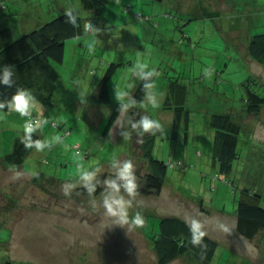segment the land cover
<instances>
[{
	"label": "rangeland",
	"instance_id": "rangeland-1",
	"mask_svg": "<svg viewBox=\"0 0 264 264\" xmlns=\"http://www.w3.org/2000/svg\"><path fill=\"white\" fill-rule=\"evenodd\" d=\"M144 7V12L138 11L143 14L141 19L137 18L139 26L127 25L131 30L132 27L136 28L133 30L136 34H131L136 39H142L144 49L137 50L135 44L127 47L119 45L114 47L113 52L109 48L107 52H111L115 62L124 58H131L135 62L141 60L156 69L158 78L161 76L159 69L166 75L167 63L180 58L178 53L180 55V52L187 50L191 60L192 54L196 58L201 55L199 60L185 61L178 75L175 72L169 76L182 75V79H187L189 91L193 92L188 98L190 105L199 96L198 99H202L203 107L210 114L233 111V117L242 127L238 144L240 157L234 163L233 172L230 175L220 172L218 164L214 163V131L211 127L202 126L198 133L201 136L192 132L186 146L187 156L180 147L174 146L176 139L171 132L169 138L156 141L155 156L168 160L171 166L162 193L138 194L136 199L142 203L136 205L134 202L133 209H130V217L137 208L142 212L143 225L129 223L126 226L108 227L110 221L103 210H93L89 203L93 197L80 193V186L73 189L70 196H65L63 186L74 181L78 165L100 164L107 169L113 154L120 159L131 158L136 165L138 178L149 171L148 162L139 157L140 152H135V156L130 155L129 140L120 136L117 141L116 135L112 139L102 135L118 101L115 89H131L128 86L132 68L125 65L117 67L118 73L109 82L110 96L115 102L101 103L95 98V93L108 68L109 62L106 60L109 58L103 49L106 47L97 43L92 53L86 49L69 48L63 62H54L59 72L54 104L47 105L38 100L42 107L40 118L52 117L58 123V127L50 124L44 129L41 133L43 139L59 135L61 142L54 143L53 148L43 153L36 150L31 152L22 167L19 166L25 170H19V178L17 172L3 175L0 171V185L4 186L13 177L12 180L18 179L19 186L17 189L5 186L11 192L5 200L0 198V254L13 264H158L149 236L158 230L160 218L165 216H177L188 221L198 219L205 226L203 231L211 233L210 237L221 242L213 260L198 261L200 264H264V247L260 243L264 236L262 233L253 240L236 235L233 219H224L222 213L210 214V211L204 210L212 205L219 208L225 206L226 212L233 213V207L237 208L240 192L233 193V186L225 183L226 179L248 188L257 187L264 197V140L252 139L250 129L255 125L252 121L248 125L242 119L249 77L258 81L251 87L264 97V67L257 61L235 55V50L239 48L244 53L240 43L244 42L243 38L237 39L239 46L233 44L234 40L233 45L223 44L219 37L220 29L205 26L202 19L193 20L194 26L197 25L191 27L192 21L186 22L187 16L169 6L166 0H147ZM156 7L161 13L157 19L153 16ZM81 11L84 12L83 7ZM167 18L175 22H169ZM245 18L255 22L264 21L262 14L250 13ZM157 21L160 27L153 25ZM227 22L230 24L229 20ZM143 24L152 26L145 31L146 37ZM113 31L106 28L104 33L111 39H123L118 34L120 26ZM122 34L127 32L123 31ZM102 39L104 41V37ZM80 58L86 61H80ZM179 63L177 61L176 65ZM205 68L210 70L211 75L205 74ZM195 108L191 107L194 116L203 118L205 113ZM24 119L27 117H20L15 112H0V156L12 151ZM260 119H264V115ZM262 130L264 132V126ZM38 170L44 173L45 178L35 183L31 177ZM104 174L108 175L107 172ZM213 177L216 179L213 180ZM94 198L99 199V193ZM229 241L233 243L235 251L226 249L227 245H231ZM183 258L187 262H196L195 258ZM181 262L177 259L171 264Z\"/></svg>",
	"mask_w": 264,
	"mask_h": 264
},
{
	"label": "trees",
	"instance_id": "trees-1",
	"mask_svg": "<svg viewBox=\"0 0 264 264\" xmlns=\"http://www.w3.org/2000/svg\"><path fill=\"white\" fill-rule=\"evenodd\" d=\"M110 3L111 0H81L82 6L91 12L85 20L81 16L82 24L90 21L102 27V13ZM5 8L6 4L1 1L0 11H4ZM64 12L18 37L14 36L9 26H0V64L13 65L17 72V84L30 88L37 96V99L47 105L53 104L59 79V72L54 62L61 63L64 61L68 39L84 34L83 27L76 29L65 23ZM248 49L250 55L264 66V33L253 35ZM119 65L118 62H111L99 82L97 96L99 102H111L108 82L116 74ZM156 76L157 74L154 72L151 77L144 79H141L140 76L137 77L131 98L136 101V105L130 108V121L139 120L142 115H145L140 105L144 102L149 90H143V86L145 83L154 81ZM170 80L169 91L165 97V105L174 109L175 115L170 134L173 138H176L183 119L185 118V123H188L189 118L188 111L185 108V86L176 79ZM256 83L258 81L252 77H249L246 82L248 94L244 108L247 113L252 115H260L264 107V97L251 87V85ZM14 90V88L8 89L7 86L0 85V98L9 97ZM119 107L120 102L118 101L102 132L104 136L108 134L120 116ZM2 111L8 110H0V112ZM147 115L156 119L151 114ZM51 121L53 122L54 120L51 119ZM56 124L55 127H58L57 122ZM161 125L163 126L162 123ZM210 126L215 131L214 163L218 164L222 174L230 175L233 172L235 161L240 157L238 143L242 129L241 123L230 112H218L212 114ZM164 130L163 126V130H157L155 135L151 133L138 135L133 132L136 145L138 143L137 146L142 153L143 159L148 162L149 167V171L138 178L140 184L138 194H160L167 180L168 169L171 165L168 160L160 159L154 154L156 140L158 137L163 136ZM23 134L26 135V133ZM19 135L14 139L12 151L4 155L5 163L21 166L30 155L32 150L25 148L20 141ZM35 139L42 140L43 135L36 133ZM40 175H44L43 172L38 174V178H35V183H39ZM103 176L106 175L104 174ZM226 182L232 184L233 193L240 192L239 197H237L236 209L237 230L244 237L253 239L264 231V197L260 195L257 187L248 188L242 183L235 184L233 180L228 179H226ZM78 191L83 195H89L86 189L82 187H79ZM100 192L101 188L98 187L96 194ZM149 238L157 253L158 264H168L180 256L195 258L198 261L199 259L211 261L218 249V242L207 233L202 238V245H194L192 243V234L189 230V221L177 216L160 218L158 230L154 231ZM1 256L0 254V264L14 263L7 257L2 256L5 258L3 259Z\"/></svg>",
	"mask_w": 264,
	"mask_h": 264
},
{
	"label": "crops",
	"instance_id": "crops-1",
	"mask_svg": "<svg viewBox=\"0 0 264 264\" xmlns=\"http://www.w3.org/2000/svg\"><path fill=\"white\" fill-rule=\"evenodd\" d=\"M1 1H4V3L6 4V8L4 11H0V26H9L12 29L14 36H16V37H18L24 33H27L28 31H30L32 29H35V28L41 26L43 23H45L49 19L55 17L56 15L60 14L61 12L65 11V9H67V8L75 9L78 13H80V15L83 17L84 20L91 13L89 10L85 9L82 6L81 0H0V2ZM146 1L147 0H111V3L103 10L102 27H101L103 29V31L100 34H98L100 37V40L98 43H100L103 47H106L103 49L105 52L104 54H107L108 55L107 57L109 58L106 60V62H109L108 66L110 65L111 62H115V61H113V57H111V52L114 51V47L117 48L119 45H121V47H127V46H133L135 44L137 46V50H143L144 49V46L142 44V42H143L142 39L141 38L136 39L131 34V32L133 34H136L135 32H133V30L136 28L132 27V30H131L127 27V25L128 24H137L139 26V24L136 21H137V18H139V14H140V16L143 15L142 12H144V8H145L144 5L146 4ZM166 1L168 2L169 6H171L172 8H176L179 12H181L182 14L187 16L188 19L186 22L192 21L191 27L194 28L197 25L196 24L194 26L193 20L202 19L205 21V23H204L205 26L209 27V25H211V26H215L216 28L220 29L219 37H221L223 39V40L221 39L223 44L228 43V45L234 44L235 46H239V44H238L239 40L237 42V39L243 38L244 42L243 43L240 42V43H241L242 47L244 48V53L242 54L241 49L239 48V49H237L238 51L235 50V55L238 56L239 58H241L243 56L246 60H249L252 62L257 61L256 59H254L250 55L248 46H249V43H250L253 35H255L256 33H264V21L255 22L254 20H252L250 18L246 19L245 16H246V14H250V13L264 15V1H260V2H259V0H257V1H250V0H173V1H169V0H166ZM196 2H198V6L195 7ZM129 4H131V5H129ZM82 7L84 8V12L81 11ZM139 10L142 12H138ZM158 14H161V13L158 10V8L156 7V14L153 15V16H155V19H157ZM150 16L152 18V15H150ZM168 19L169 18H167V20ZM148 20H149V22H151L150 18ZM209 20H212L214 23L208 22ZM228 20L230 21V24L227 22ZM119 21H121V22H119ZM168 21L169 22H175L174 20H168ZM115 22L117 25L115 24ZM143 25L145 27V29H144V36H145V31L147 30V28H149V26L150 27H152V26H151V24H143ZM153 25H157V27H160L161 24L157 21ZM117 26H120V33L118 32V34H120L123 39H121V40L111 39L108 37L107 34L104 33V30H106V28H111L113 31ZM226 26L229 29H226L227 28ZM123 28H125V30H121ZM123 31L127 32V34H122ZM113 33H114V31H113ZM103 37H104V41L102 39ZM232 40H234L233 44H232ZM87 41H88V37L86 36L85 33L81 36L68 39L66 42L65 53L67 52V49H69V48L71 50L76 48L77 50H83V49L85 50L86 49L88 51V49L86 47ZM67 45H69V46L67 47ZM108 48L110 49L111 52H107ZM180 53H181L180 55H179V53L177 54V56H180V58H177V59L174 58L173 62L169 61L167 63L166 75H163V71H160V69H159V75L161 74V76L159 78H158V76H156V78H155V92L157 94V100L159 103V107L157 109H153L151 107V105L149 104L147 106V108L142 107V110L145 114L153 115L165 127H167L164 130L163 136L158 137L157 140L158 139H164V137L169 138L168 136H169L170 130L172 128L174 115H175L173 107H167V105H165V97L169 91V84L171 81L170 79H176V80H178V82H180L181 84H183L185 86V92H186V94H185V108L188 111V118L189 119H188V123L187 122L185 123V118L183 119V121L180 125V128H179L178 136L175 138L176 141L174 142L175 143L174 146L180 147L183 150V153L185 154V156H187L186 146L188 145V143L190 141V137L192 135V132H195V133H197V135L201 136V134H198L199 128L202 126L211 127L210 126V120H211L212 114L209 113V110L207 108L203 107L202 99H200V98L198 99L199 96H197V99H195L193 101V103H191L193 105L189 104L188 98L192 96L193 92L191 90L189 91L187 81H186L187 79H182V75L177 76L178 73H180L181 68H184V62L185 61H192L195 59L199 60L200 58H202L201 55H199L196 58L195 55L192 54L193 57H191L192 58V60H191L189 55H188L187 50H185V53H183V52H180ZM79 60L80 61H86L83 58H80ZM177 61H180V63L178 65H176ZM117 62L120 64L119 66L125 65L126 67L129 66L130 68H133L134 63H135V61L131 58L130 59L124 58L121 61H117ZM148 66L149 67L146 68L145 71L151 70L152 68H154V67H151L150 65H148ZM175 72L177 74L176 77H174V75H173L170 78L169 74L170 73L175 74ZM117 73H118V69H117L116 74ZM137 77H139L138 74L130 73V75H129V78L131 79L129 85H131L132 87L128 86V88H131V89L126 90V92L128 93L126 100H129L132 98V92H133V89L135 87ZM252 78H254V77H252ZM109 82H110V80H109ZM109 82H108V88H109ZM56 91H57V89H56ZM56 91H55V94H56ZM149 91H151V90H149ZM98 92H99V88L96 90V93H95V98L97 99V101H99L98 97H97ZM55 94H54V98H55ZM54 98H53V101H54ZM110 98H111V96H110ZM113 101L114 100L111 99V102H113ZM53 104H54V102H53ZM199 105H201V106H199ZM192 106H195L196 107L195 109H200L202 112H204L205 113L204 117L197 119V117L194 116L193 109H191ZM129 112H130V109H128L125 112H121L120 116L118 117V119L116 120V122L114 123V125L112 126L110 131L108 132V134L106 136H104L102 134L103 137H108L109 139L110 138L112 139V137H114V135H116V137H118L117 138V141H118L120 136L122 137L121 132L123 130L132 131L131 125H130V119H129ZM228 112H230V111H228ZM263 113H264V107L262 108L260 115L249 114L246 112L245 108H244V112L242 111V116H244L242 119H244L248 125L250 123L249 121H252V123L255 125L254 127H252L250 129V132L252 134L251 135L252 139H257V140L263 139L264 140V132L262 130V127L264 126V119H260L264 115ZM231 114L233 115V111H231ZM48 118L52 119V117H48ZM167 130H169V131H167ZM213 131H214V129H213ZM186 132H187V135H186ZM214 132H213V135L215 138ZM185 136H187V137H185ZM128 140H129V146L128 147H130V155L135 156V152H140L139 157L143 158L140 149H138L139 147H137V145H136L135 139L133 137V132H132L131 137ZM182 141H183V144H182ZM214 143H215V140L213 141V144ZM34 151H35V149H33L31 152L34 153ZM197 152L200 153L199 150ZM36 153H38V152H36ZM123 156L128 157L127 154H123ZM12 166L5 163L4 155L0 156V171L3 172V175H5L7 172L12 174L13 172L18 173L19 170H22V169H20L22 166L20 168H19V166H14V165H12ZM11 167H12V169H11ZM22 171L25 172V170H22ZM39 173L41 174V171L38 170L37 175ZM11 178L14 179L13 177H11ZM35 178L36 177H34L32 175L31 179L33 181L35 180ZM43 178H45V175L43 177H42V175H40L39 181H42ZM12 179L10 180V182H7V183L5 182L4 186L0 185V198H3L5 200V198L8 197L7 195H9L8 193L11 192V191H9V189L19 188L18 179L17 180H12ZM215 179H216V177H213V180H215ZM224 181H225V183H227L226 180H224ZM0 182H2V181H0ZM0 184H2V183H0ZM5 186H8L9 189L7 190L5 188ZM212 187L214 188V185ZM14 191H16V190H14ZM202 204H203V202L201 203V205ZM236 209H237L236 207L235 208L233 207V209H232L233 213H231V212L225 211V206L219 208V207H216L215 205H212V206H210V209H204V210H205V212L210 211V214H212L214 212L222 213L221 216L224 217V219L225 218L233 219V221L235 222V226H234L233 231L235 232L236 235H241L237 230V211H236ZM207 214H208V212H207ZM143 217H144V215H143ZM203 227H205V226L202 225V228ZM206 230H208L207 227H206ZM204 232H206V231H204ZM210 232H212V231H210ZM210 234L211 233H208V235H210ZM262 235H264V231L262 232ZM146 236L147 235H145V237ZM262 237H263V240L260 243L264 247V236H262ZM255 238H253V239H255ZM214 240L218 242V248H219V246L221 245V242L216 240V239H214ZM149 241L151 242L150 238H149ZM229 244H231V245H227L226 249H228L230 251H235L236 249H235L233 243L229 241ZM152 246H153V244H152ZM153 250H154V248H153ZM154 252H155V255L157 258V253L155 250H154ZM183 257H187V256L177 257L176 259L169 262L168 264L173 263L177 259L178 260L180 259V261H182L181 263H178V264H191V263L192 264L193 263L194 264H200V262L204 261V260L199 259L200 262H198V260L196 259V262H191V260H189V262H187V261H185V258H183ZM214 257H215V255H214ZM188 258L191 259L190 257H188ZM213 258H212V260H213Z\"/></svg>",
	"mask_w": 264,
	"mask_h": 264
},
{
	"label": "clouds",
	"instance_id": "clouds-1",
	"mask_svg": "<svg viewBox=\"0 0 264 264\" xmlns=\"http://www.w3.org/2000/svg\"><path fill=\"white\" fill-rule=\"evenodd\" d=\"M65 23L69 24L72 28L79 29L83 27V31L88 37L86 47L90 53L94 52L97 43L100 40L98 34L103 29L94 22L88 21L86 24H82V17L73 8H67L64 12ZM148 68L146 63L136 61L134 67L131 69L132 74H138L141 79L153 76L156 71L152 68L149 71H145ZM0 85L7 86L8 89H15L9 97L0 98V110L7 109L10 112H15L20 117H27L23 120L21 126V132L19 135L21 143L27 150L39 151L41 153L48 149H51L54 143L61 142L62 138L59 135L53 136L51 139L36 140L35 134L42 133L52 121L48 119H41L40 113L42 107L39 104L35 93L26 87H22L17 84L16 76L17 72L11 64H0ZM204 72L206 75H211L209 69L205 68ZM131 87V85H129ZM143 90L147 91V95L144 102L141 103V107L147 108L150 104L153 109L159 107L157 100V94L155 92V80L152 82L145 83ZM128 93L119 87L115 89V97L120 102L119 111L125 112L128 109L136 105L134 99L126 100ZM33 113H36L34 116ZM107 114V113H106ZM131 130H123L121 135L125 140H128L132 132H136L138 135L144 133H151L155 135L157 130L162 131L163 126L160 121L152 118L150 115H142L139 120H131ZM53 127L55 125L52 124ZM23 133H26L24 135ZM107 172L108 175L103 176L102 174ZM21 174H17L19 178ZM32 175L38 178L36 172ZM78 186L86 189L90 197L89 203L93 210L98 208L103 210V214L108 218L110 224L108 227L113 225L126 226L129 223L138 226L143 225L144 220L142 212L137 208L134 211V215L130 217V209H133L134 202L136 205H140L142 202L137 200L138 190L140 184L138 182V176L136 172V165L134 161L129 159H120L117 155L113 154L108 162V167L105 169L100 164L78 165L75 174L74 181L65 183L63 186V192L65 196H70L72 190ZM101 188L99 193L100 198L96 199L95 194L97 188ZM189 230L192 234V243L194 245H202V238L205 232L202 228L200 220L193 218L189 221Z\"/></svg>",
	"mask_w": 264,
	"mask_h": 264
},
{
	"label": "built area",
	"instance_id": "built-area-1",
	"mask_svg": "<svg viewBox=\"0 0 264 264\" xmlns=\"http://www.w3.org/2000/svg\"><path fill=\"white\" fill-rule=\"evenodd\" d=\"M139 16H140V14H139ZM52 124L55 125V126L57 125L55 121H53Z\"/></svg>",
	"mask_w": 264,
	"mask_h": 264
}]
</instances>
